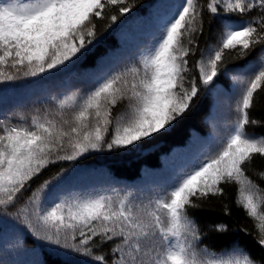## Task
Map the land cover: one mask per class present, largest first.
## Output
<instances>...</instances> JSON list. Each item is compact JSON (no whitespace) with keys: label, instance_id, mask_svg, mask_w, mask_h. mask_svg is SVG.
Masks as SVG:
<instances>
[{"label":"snow or ice","instance_id":"obj_1","mask_svg":"<svg viewBox=\"0 0 264 264\" xmlns=\"http://www.w3.org/2000/svg\"><path fill=\"white\" fill-rule=\"evenodd\" d=\"M114 5L121 15L134 7L129 0H0V84L84 59L97 37L93 18L103 19L105 8ZM205 10L220 31L217 45L201 51L197 33L204 35ZM253 12V18L234 19ZM117 19L110 16L113 23ZM258 44L264 46V0L162 2L156 31L131 63L96 79L84 94L55 101L59 123L47 113L32 116L30 124L0 120V218L10 217L36 240L83 257V264H264L235 244L218 252L211 250L215 245L202 246L208 232L227 240L229 226L201 228L191 211L210 196H222V185L236 183L237 202L258 222L257 243L264 248V189L246 175L255 156L264 158V136L245 131L258 123L249 109L264 86V47L259 64H237L224 73L239 74L232 76L239 98L227 133L202 143L157 190L70 196L71 190H60L63 168L35 189L30 183L58 161L132 151L171 132L201 93L219 82L224 51L237 49L245 58ZM198 51L200 59L190 65ZM66 111L71 121L64 119Z\"/></svg>","mask_w":264,"mask_h":264},{"label":"trees","instance_id":"obj_2","mask_svg":"<svg viewBox=\"0 0 264 264\" xmlns=\"http://www.w3.org/2000/svg\"><path fill=\"white\" fill-rule=\"evenodd\" d=\"M158 1L129 0L134 7L123 15L119 13L120 5L106 7L103 19L93 18L97 37L88 46L84 59L76 63L68 62V67L61 71L28 78L21 74V78L15 82L0 84V120L10 117L12 123L30 124L32 116L47 113L49 118L59 123L60 117L53 115L55 101L50 97L82 95L94 86L96 79L131 63L128 62L131 46L124 39V32L139 22L141 24ZM206 2L198 0L200 4ZM113 14L118 17L114 23L110 20ZM256 15V12L243 17L237 14L234 19L247 20ZM210 16L205 10L204 35L199 36L197 33L201 51L215 47L218 42L220 28ZM262 47L256 45L245 58L236 55L237 49H226L221 62V75L216 78L219 82L211 91L201 93L194 106L171 132L150 138L142 142L141 148L132 151L121 149L114 152H92L76 161L50 164L30 182L32 189L63 168L67 169L66 180L60 190H71L70 196L95 195L113 190L121 194L129 191L146 194L150 190H157V186L163 184L175 168L198 151L202 143L212 141L218 134L227 133L236 118L235 104L239 98V87L232 82V76L239 74L231 71L226 75L224 73L237 64H259ZM199 59L198 51L196 56L190 58V65ZM194 74L198 76V70ZM249 114L250 119L258 123L247 125L246 133L264 136V86L254 93ZM21 116L25 119L20 120ZM64 119L71 121V112L66 111ZM262 172L264 158L255 156L246 166V175L264 189V178L260 175ZM222 187V196H210L202 202L201 207L191 210L201 228L220 222L229 226L227 240L219 241L215 233L208 232L205 245L202 246L215 245L211 250L218 252L225 244H235L252 258L264 260V248L257 243L258 231L255 225L258 222L250 218L237 202L239 185L229 183ZM260 210L264 211V203L260 205ZM83 261L84 258L79 255L36 240L18 221L10 217L0 218V264H83Z\"/></svg>","mask_w":264,"mask_h":264},{"label":"rangeland","instance_id":"obj_3","mask_svg":"<svg viewBox=\"0 0 264 264\" xmlns=\"http://www.w3.org/2000/svg\"><path fill=\"white\" fill-rule=\"evenodd\" d=\"M162 2H167V0H160L156 3L154 9H152L148 16L141 24H136L131 26L129 30L124 32V39L130 44H132V52L128 62H132V58L136 57L139 52H141L146 44L151 40L152 34L156 31L157 20H158V8ZM48 73H44L46 75ZM64 95L61 97L63 98ZM51 100L56 101L60 99L59 96H51Z\"/></svg>","mask_w":264,"mask_h":264}]
</instances>
